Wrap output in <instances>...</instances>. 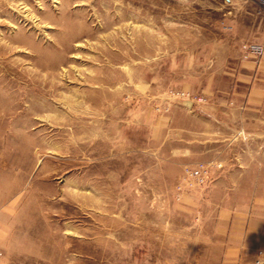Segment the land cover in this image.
I'll return each mask as SVG.
<instances>
[{
	"label": "rangeland",
	"instance_id": "1",
	"mask_svg": "<svg viewBox=\"0 0 264 264\" xmlns=\"http://www.w3.org/2000/svg\"><path fill=\"white\" fill-rule=\"evenodd\" d=\"M249 57L258 0H0V264H254Z\"/></svg>",
	"mask_w": 264,
	"mask_h": 264
},
{
	"label": "built area",
	"instance_id": "2",
	"mask_svg": "<svg viewBox=\"0 0 264 264\" xmlns=\"http://www.w3.org/2000/svg\"><path fill=\"white\" fill-rule=\"evenodd\" d=\"M258 4L264 12V0H258ZM253 51H258L257 46L252 45ZM185 172L192 177L197 183L204 184L208 179V168L204 163L197 164L194 167L187 168ZM254 264H264V255L262 251H258L254 259Z\"/></svg>",
	"mask_w": 264,
	"mask_h": 264
},
{
	"label": "crops",
	"instance_id": "3",
	"mask_svg": "<svg viewBox=\"0 0 264 264\" xmlns=\"http://www.w3.org/2000/svg\"><path fill=\"white\" fill-rule=\"evenodd\" d=\"M253 57H249L247 59H243L240 63V66L243 68V73L240 72L241 76L250 77L251 74L260 71H264V57L256 60L252 59ZM249 95L253 96V94L249 93Z\"/></svg>",
	"mask_w": 264,
	"mask_h": 264
}]
</instances>
